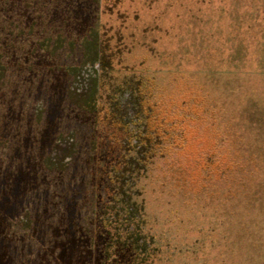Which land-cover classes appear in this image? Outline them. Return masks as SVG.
<instances>
[{
	"label": "rangeland",
	"instance_id": "rangeland-1",
	"mask_svg": "<svg viewBox=\"0 0 264 264\" xmlns=\"http://www.w3.org/2000/svg\"><path fill=\"white\" fill-rule=\"evenodd\" d=\"M0 264H264V0H0Z\"/></svg>",
	"mask_w": 264,
	"mask_h": 264
}]
</instances>
